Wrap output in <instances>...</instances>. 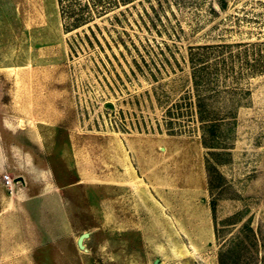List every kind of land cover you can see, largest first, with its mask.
<instances>
[{
  "label": "rangeland",
  "instance_id": "rangeland-1",
  "mask_svg": "<svg viewBox=\"0 0 264 264\" xmlns=\"http://www.w3.org/2000/svg\"><path fill=\"white\" fill-rule=\"evenodd\" d=\"M123 7L0 0V264H264V0Z\"/></svg>",
  "mask_w": 264,
  "mask_h": 264
},
{
  "label": "trees",
  "instance_id": "trees-1",
  "mask_svg": "<svg viewBox=\"0 0 264 264\" xmlns=\"http://www.w3.org/2000/svg\"><path fill=\"white\" fill-rule=\"evenodd\" d=\"M59 16L62 24L63 32L67 34V44L69 47L70 54L77 53V49L81 47L83 39L88 37L86 33L80 35L76 30L87 23L95 14L99 16L107 15L110 11L124 6V10L128 11L130 6L133 5L134 0H56ZM159 4H160V0ZM224 7V4H220ZM152 9L156 10L153 6ZM184 104V103H183ZM202 98H188L185 102V106L189 107L191 114L194 113L195 105L198 110L201 111ZM181 106V103H180ZM193 111V112H192ZM181 113V112H179ZM193 117V116H192ZM206 125L212 129L214 126L213 122L205 121ZM209 143V142H206ZM213 207V206H212ZM233 249L220 250L218 253L219 264H234V258L229 259L232 256ZM232 261V262H231Z\"/></svg>",
  "mask_w": 264,
  "mask_h": 264
},
{
  "label": "crops",
  "instance_id": "crops-1",
  "mask_svg": "<svg viewBox=\"0 0 264 264\" xmlns=\"http://www.w3.org/2000/svg\"><path fill=\"white\" fill-rule=\"evenodd\" d=\"M4 120H2V118L0 119V125H4ZM2 129H0V144H1V139H2V131H1ZM3 157V153H2V151H1V149H0V172H6V167H5V165H4V159L2 158ZM3 172V173H4ZM24 178V177H23ZM21 182H26V178H24V179H22L21 180ZM2 183H3V179H2V176H1V178H0V194H3L2 193ZM21 190H22V193L24 194V195H26V194H28V192H27V188H23V187H21L20 188ZM2 195H0V201H1V203H2V200H3V198L1 197Z\"/></svg>",
  "mask_w": 264,
  "mask_h": 264
},
{
  "label": "built area",
  "instance_id": "built-area-1",
  "mask_svg": "<svg viewBox=\"0 0 264 264\" xmlns=\"http://www.w3.org/2000/svg\"><path fill=\"white\" fill-rule=\"evenodd\" d=\"M3 182L6 186H11L12 185V177L9 176V174L4 173L2 176Z\"/></svg>",
  "mask_w": 264,
  "mask_h": 264
},
{
  "label": "water",
  "instance_id": "water-1",
  "mask_svg": "<svg viewBox=\"0 0 264 264\" xmlns=\"http://www.w3.org/2000/svg\"><path fill=\"white\" fill-rule=\"evenodd\" d=\"M85 236H88V232H82L81 234H79L76 242H77V245L81 248H83V243H82V240Z\"/></svg>",
  "mask_w": 264,
  "mask_h": 264
},
{
  "label": "bare ground",
  "instance_id": "bare-ground-1",
  "mask_svg": "<svg viewBox=\"0 0 264 264\" xmlns=\"http://www.w3.org/2000/svg\"><path fill=\"white\" fill-rule=\"evenodd\" d=\"M84 240V239H83ZM83 240H82V243H83V247H84V242H83Z\"/></svg>",
  "mask_w": 264,
  "mask_h": 264
}]
</instances>
